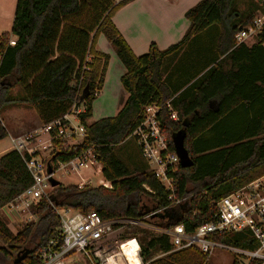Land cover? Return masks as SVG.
<instances>
[{
	"label": "trees",
	"instance_id": "16d2710c",
	"mask_svg": "<svg viewBox=\"0 0 264 264\" xmlns=\"http://www.w3.org/2000/svg\"><path fill=\"white\" fill-rule=\"evenodd\" d=\"M130 1L18 0L12 30L0 34V141L9 136L2 114L10 107L36 109L44 125L83 102L85 112L79 117L88 136L73 145L64 138L54 140L51 162L58 169V163L93 149L105 181L111 184V188L54 187L49 198L32 206L38 221L18 233L0 213V264H41L42 248L58 236V209L96 212L104 220L150 215L148 220L159 226L182 224L193 232L202 223L215 221L216 202L264 175V63L260 58L259 64L249 66L239 59L246 50L264 52V31L252 48L235 40L236 33L251 24L260 9L264 11L262 0H246L244 10L239 9L241 0H201L186 12L190 26L179 42L166 50L152 44L142 56L132 51L113 22L115 13ZM101 35L126 68L122 84L129 97L115 117L89 123L110 61L108 54L96 49ZM203 35L206 44H216V56L205 62L198 82L177 95L179 90L164 79V60L186 45L202 42ZM12 36L16 37L14 45L10 44ZM15 88L20 89L19 95H13ZM168 102L178 121L172 119ZM152 104L162 107L159 119L172 149L173 136L182 131L194 161L192 167H180L172 199L148 167L131 169L115 153L118 145L131 138L144 109ZM29 158L28 153L14 149L0 157V210L33 184L26 164ZM121 235L139 240L145 264H209L200 249L175 250L168 236L140 226H129ZM210 238L257 248L256 242L241 233ZM251 264L262 263L253 260Z\"/></svg>",
	"mask_w": 264,
	"mask_h": 264
},
{
	"label": "built area",
	"instance_id": "2783aa9c",
	"mask_svg": "<svg viewBox=\"0 0 264 264\" xmlns=\"http://www.w3.org/2000/svg\"><path fill=\"white\" fill-rule=\"evenodd\" d=\"M262 6L264 7V0ZM262 31H264V11L260 9L253 22L236 33L235 40L237 44L246 43ZM10 44L14 45L15 41L11 40ZM167 107L172 112V119L178 121L177 112L173 110L171 102L167 103ZM85 108L83 102L75 103L63 118L44 124L34 133L11 138L14 150L30 155L26 164L33 178V184L29 188L2 208L6 210V214L17 217V222L22 221L21 211L28 210L43 197L49 198L52 187L50 178L54 177L56 171L51 161H46L38 156L39 154L32 153L30 145L33 144V139L41 133L46 134L48 141L43 149L52 146V152L55 149L54 140L58 138H64L68 143L82 142L88 136L87 129L81 124L79 117L85 112ZM161 110L162 107L158 104L147 106L141 123L131 137L134 138L148 170L158 178L172 199L181 161L176 151L172 149L169 135L162 128L159 119ZM73 120L78 125L73 124ZM54 130H58L56 135L52 134ZM97 163L94 150L87 149L81 150L79 156L68 162L58 163V167L70 166L73 171L79 172ZM50 164L53 167L52 174L48 173ZM103 185L109 188L107 184L103 183ZM214 205L216 206L215 221L202 223L193 232H188L182 224L169 228L159 226L148 220L150 215L140 219L104 220L96 212L85 214L63 209L64 213H60L58 209L57 212L61 217L58 236L42 248L41 264H70L69 258L77 253H83L89 264H145L139 240L136 237L124 238L121 235V232L129 226H140L156 234L168 236L175 250L196 247L207 256L222 250L231 253L234 261L238 263L244 261V264H251L253 260H259L264 264V175L225 196ZM225 233H241L248 236L256 242L257 248H240L210 238L213 234Z\"/></svg>",
	"mask_w": 264,
	"mask_h": 264
},
{
	"label": "crops",
	"instance_id": "0c3cea01",
	"mask_svg": "<svg viewBox=\"0 0 264 264\" xmlns=\"http://www.w3.org/2000/svg\"><path fill=\"white\" fill-rule=\"evenodd\" d=\"M200 1L132 0L115 13L113 22L132 51L137 56H142L149 52L152 44H155L160 50H166L179 42L190 26L185 16L186 12ZM204 37L206 36H202V42L186 45L178 53L170 55L164 60V79L170 87L179 90L177 95L181 94L190 84L198 82L197 80L205 72L200 73L205 62L209 58L216 56V44L214 46L206 44ZM255 38H251L253 39L251 43L246 42L248 48L254 46L256 43ZM12 40L15 41L16 37L12 36ZM96 49L108 54L110 61L103 89L98 93L93 104V114L89 119V123L115 117L122 110L129 97L122 84V77L126 73V68L117 57L114 47L104 35L99 37ZM257 56L259 60H256ZM260 58L264 63V52L255 50L250 53L249 50H246V52H242V56L239 59L241 63L255 66L256 63L259 64ZM237 63L240 64L239 62ZM231 64L233 65V62ZM14 90L20 91L19 88ZM14 112L15 116L11 119L12 123L14 121L12 132L8 130L10 139L23 135L21 134L22 131H28L27 129L32 126V119L24 120L21 124L16 118V113L19 111L14 109ZM37 121H39V125L31 129L33 132L34 130H39L43 125L39 115ZM41 139V135L36 138V140L44 142ZM2 141H0V157L13 149L1 146ZM0 213L6 220L9 219L12 223L17 222V217L12 214H6L5 209H1Z\"/></svg>",
	"mask_w": 264,
	"mask_h": 264
},
{
	"label": "rangeland",
	"instance_id": "374dc122",
	"mask_svg": "<svg viewBox=\"0 0 264 264\" xmlns=\"http://www.w3.org/2000/svg\"><path fill=\"white\" fill-rule=\"evenodd\" d=\"M17 2L18 0H0V10L2 11V13L0 11L1 13L0 14V33L5 32V31L10 32L12 30ZM246 8H247L246 0H241L239 4V9L244 10ZM84 19L85 20L89 19L88 15H86ZM252 41L253 39L248 40L247 42L251 43ZM19 94H20L19 91L17 90L13 91V95H19ZM14 109L19 111L18 113H16V118H17V121L19 120L21 124L24 122V120L27 121V120L32 119V123H31L32 126L27 129L28 131H24V132L22 131L21 134L34 133L33 131H31V129H34L39 125V121H37L38 112L36 109L31 108L30 106H27V105H19V106L10 107L6 112L2 114V118L8 130L12 132V124L14 123V121L12 123L11 119L15 116ZM72 123L78 125V123L74 120L72 121ZM37 136L38 135H36L35 138L33 139L34 141L33 144L30 145V147H32V153L33 152L37 153L39 154L38 156H41L44 160L51 161L52 154H53L52 146L46 150L43 149L44 145L47 144L45 142L48 141V136L46 134L41 133V136H42L41 140L44 141L42 143L41 141L36 140ZM68 144L73 145L75 143L73 142V143H68ZM1 146H7V148H11V149L13 148L11 139L9 136L1 142ZM53 147L55 146L53 145ZM115 153L131 169H137V167L140 169H145L147 167V164L145 160L142 158L138 150V147L136 145V142L134 138L132 137L128 138L125 142L118 145L115 149ZM146 169L148 170V168ZM55 170L56 171H55L54 178L64 185L74 184V185H80V186H83V185L99 186V185H103V182H105V184H107V186L111 188V184L107 183L104 179V176L102 174V165L100 163H97L96 165L90 166L88 168H83L79 172L73 171L70 166H67L65 168H62L60 166L58 167V169H55ZM52 189L53 187H51L49 191L50 194H51ZM32 206L28 210L20 212V218L22 219V221L19 222L18 220V223L17 222L12 223L9 219L6 220L10 229L14 233H18V231H20L27 224L35 223L38 221V217L32 213ZM60 213H64V210L60 209ZM68 261L70 264H89L88 260L85 258L83 253H77L73 255L72 257L69 258ZM207 262L209 264H234L233 263L234 257L229 252L217 250L214 255L207 256ZM238 264H244V261H239Z\"/></svg>",
	"mask_w": 264,
	"mask_h": 264
},
{
	"label": "water",
	"instance_id": "95a60500",
	"mask_svg": "<svg viewBox=\"0 0 264 264\" xmlns=\"http://www.w3.org/2000/svg\"><path fill=\"white\" fill-rule=\"evenodd\" d=\"M185 137L186 135L182 131H179L177 134L173 136V144L175 147V151L180 158L181 167L189 168L194 165V161L190 156L188 149L185 146ZM48 173L49 174L53 173V167L51 166V164L49 165ZM50 183L53 188L61 184V182L56 180L54 177L50 178Z\"/></svg>",
	"mask_w": 264,
	"mask_h": 264
}]
</instances>
